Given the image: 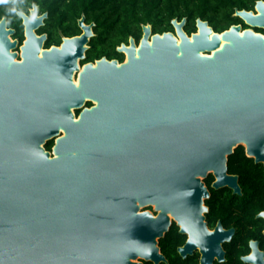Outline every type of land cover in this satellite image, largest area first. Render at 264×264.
<instances>
[{
	"label": "water",
	"instance_id": "water-1",
	"mask_svg": "<svg viewBox=\"0 0 264 264\" xmlns=\"http://www.w3.org/2000/svg\"><path fill=\"white\" fill-rule=\"evenodd\" d=\"M255 10L235 14L250 28L221 33L202 19L192 34L186 18L163 34L145 25L118 48L127 62L85 65V18L46 48L48 14L19 12L22 60L0 20V264L166 263L172 219L190 235L183 257L200 245L203 263L222 258L234 231H209L203 180L241 194L228 168L239 146L264 166V0ZM150 205L156 216L141 211Z\"/></svg>",
	"mask_w": 264,
	"mask_h": 264
},
{
	"label": "trees",
	"instance_id": "trees-1",
	"mask_svg": "<svg viewBox=\"0 0 264 264\" xmlns=\"http://www.w3.org/2000/svg\"><path fill=\"white\" fill-rule=\"evenodd\" d=\"M259 0H0V20L6 18L8 26L15 30L13 38L22 43L25 30L19 12L29 13L36 5L39 13L48 16L38 34H47L46 48L60 46L66 37L82 33L79 22L85 18L87 24H94L95 36L89 43L85 65L106 57L123 62L125 56L118 51L122 44H129L130 38L139 41L143 36V26L151 25L153 33L163 34L174 31L172 21L187 19L185 30L188 34L197 31V20L208 21L216 32H224L233 25L244 24L236 16L237 10H254ZM264 33V30H262ZM93 105L91 102L87 106ZM77 115L80 113L76 111ZM53 142H49V151ZM229 173L239 176L243 195L233 194L227 188H213L215 177L205 179L211 191L206 200L210 208L207 220L214 225L221 219L226 226L238 229L237 240L244 239L238 256L250 238H258L264 226L256 215L264 211V166L256 164L247 156L244 146H239L228 157ZM244 236V237H243ZM242 237V238H241ZM185 237L173 226L159 240V246L170 264H188L175 253V247L184 242ZM243 246V247H242ZM230 250V249H229ZM148 264V263H147Z\"/></svg>",
	"mask_w": 264,
	"mask_h": 264
},
{
	"label": "flooded vegetation",
	"instance_id": "flooded-vegetation-1",
	"mask_svg": "<svg viewBox=\"0 0 264 264\" xmlns=\"http://www.w3.org/2000/svg\"><path fill=\"white\" fill-rule=\"evenodd\" d=\"M254 11L256 12L255 8H254ZM244 22V21H243ZM243 26V29H247V28H250V26H248L245 22L244 24H241ZM9 27V26H8ZM255 30L257 32H261L262 33V30L263 29H259V28H255ZM136 40V39H135ZM141 40V39H140ZM139 41H136L137 44L140 42ZM19 41V40H18ZM24 42V41H23ZM23 42L20 43L19 41V44H18V52H17V55H18V58H20L19 60H22V51H21V47L23 45ZM129 45V44H128ZM20 50V51H19ZM21 52V53H20ZM124 56L126 57L127 55L125 53H123ZM127 61V60H126ZM120 62V61H119ZM81 69H82V66H81ZM74 82H78V79L77 78H74ZM80 112V111H79ZM79 115V114H78ZM77 117V115H76ZM53 142V147H54V144H55V140H51ZM51 141H48L44 146H47V144ZM53 147L51 150H53ZM53 155V153H51ZM248 156V155H247ZM260 165H263V164H260ZM213 175V173H210L208 175V177L210 175ZM230 174V173H229ZM233 175V174H232ZM238 176V175H237ZM215 177V176H214ZM239 177V176H238ZM206 179V178H205ZM205 179L203 180L204 183H205ZM216 181V178L215 180L213 181L212 183V187H213V184L214 182ZM206 185V183H205ZM240 185V183H239ZM207 186V185H206ZM208 187V186H207ZM241 187V185H240ZM214 188V187H213ZM222 188H227L229 190L232 191L233 194H237V193H234V190L233 189H230L229 187H222ZM209 189V187H208ZM242 189V187H241ZM210 191V189H209ZM237 195H243V190H242V193L241 194H237ZM210 197H211V191H210ZM209 197V198H210ZM207 198V199H209ZM206 199V200H207ZM205 200V202H206ZM153 205H150V206H147V207H144L143 210L141 211H150V208H152ZM205 206L208 208V211L205 213V222L207 223V227L209 229L210 232H215L217 227L221 224L223 229L225 231H231L233 230L234 233L232 235V237L230 239H224V241H222L220 244H221V248L224 252V255L223 257L221 258L220 255L216 254V253H212L211 251L208 252V257L211 258V261L209 262L210 264H264V226L261 230V235L258 237V238H250L247 242V245L245 246L244 248V253L240 254L238 256V250L241 248V244L243 243L244 239L242 238L241 240H237V232H238V229L237 227L235 226H226L223 221L221 219H218L214 225H210L209 221L207 220V214L209 213L210 211V208L206 205L205 203ZM154 207V206H153ZM264 211L258 213L256 215V218L257 219H261V221L263 222L264 224V216H261V214L263 213ZM152 213V212H151ZM153 214V213H152ZM153 215H157V214H153ZM172 225L170 227V229L175 225L178 227V231L180 234H182L185 239H184V242L181 244V245H177L175 247V253L177 256H179L181 258L182 261H186L188 262V264H207L206 262L203 263V257H204V252H202V247L200 245H198L196 248L193 249L192 253H188L186 257H183L181 252H180V249L181 248H184L186 246V244L188 243L189 239H190V235L187 234V233H182L181 232V227L177 224V221H175L174 219H172ZM169 229V231H170ZM244 237V236H243ZM159 245V243H158ZM160 247V246H159ZM243 247V246H242ZM230 249V250H229ZM161 250V248H160ZM258 254H257V252ZM161 253L165 256V254L162 252L161 250ZM166 257V256H165ZM167 258V257H166ZM249 258H251V261L249 260ZM140 261H142L143 264H154L153 262H147V261H144L142 259H140ZM162 264H170V261H168L167 259V262L166 263H162Z\"/></svg>",
	"mask_w": 264,
	"mask_h": 264
},
{
	"label": "rangeland",
	"instance_id": "rangeland-1",
	"mask_svg": "<svg viewBox=\"0 0 264 264\" xmlns=\"http://www.w3.org/2000/svg\"><path fill=\"white\" fill-rule=\"evenodd\" d=\"M12 39L13 40H15L13 37H12ZM20 51V50H19ZM15 52H18V48H16L15 49ZM21 53V52H20ZM22 54V53H21ZM17 59H20V58H18V55H17ZM126 60H127V56L125 57V60L123 61V63L124 62H126ZM76 115H77V113H76ZM45 147V149H46V146H44ZM47 151H49L48 149H46ZM50 152L51 153H53V150H50ZM54 156V155H53ZM141 210H143V208L141 207ZM150 211L153 213V214H158V211H156V209H155V206L153 207L152 206V208H150Z\"/></svg>",
	"mask_w": 264,
	"mask_h": 264
},
{
	"label": "bare ground",
	"instance_id": "bare-ground-1",
	"mask_svg": "<svg viewBox=\"0 0 264 264\" xmlns=\"http://www.w3.org/2000/svg\"><path fill=\"white\" fill-rule=\"evenodd\" d=\"M181 42V40H180V38L178 39V43H180ZM225 44V42H223L222 43V46ZM128 60V59H127ZM127 62V61H126ZM77 86L79 85V80H78V82L76 83V82H74ZM78 119V118H77ZM51 156H53V155H51Z\"/></svg>",
	"mask_w": 264,
	"mask_h": 264
}]
</instances>
